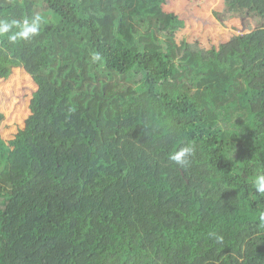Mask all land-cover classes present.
I'll use <instances>...</instances> for the list:
<instances>
[{
    "label": "trees",
    "instance_id": "obj_1",
    "mask_svg": "<svg viewBox=\"0 0 264 264\" xmlns=\"http://www.w3.org/2000/svg\"><path fill=\"white\" fill-rule=\"evenodd\" d=\"M166 1L0 0V20L42 18L43 53L19 140L47 146L55 170L66 151L84 160L68 194L34 187L27 172L18 190L26 205L8 210L16 142L2 135L0 110V264H61L64 256L88 251L103 262L112 255L125 262L149 256L100 226L87 204L127 189L132 174L149 175L172 195H192L198 227L188 236L175 231L166 256L197 234L222 232L231 249L250 224L264 231V198L252 186L264 173L253 167L264 146L243 142L257 119L241 61L224 64L185 50L173 35L177 14L164 9ZM25 48L26 40L0 36V68L22 66ZM94 53L101 57L95 63ZM186 144L195 154L181 169L169 154Z\"/></svg>",
    "mask_w": 264,
    "mask_h": 264
},
{
    "label": "rangeland",
    "instance_id": "obj_2",
    "mask_svg": "<svg viewBox=\"0 0 264 264\" xmlns=\"http://www.w3.org/2000/svg\"><path fill=\"white\" fill-rule=\"evenodd\" d=\"M166 11L177 14L173 31L176 41L194 55L205 59L216 57L221 63L240 60L242 77L252 88L255 128L243 133V142L264 146V0H167ZM44 34L39 32L26 40L23 65L0 68V110L5 113L2 135L11 143L12 176L15 195L8 210L25 206L27 200L18 190L28 172L34 187L48 185L68 194L72 176L84 164L77 153L64 152L61 168L55 170L44 145L25 144L19 140L20 129L29 115L32 91L36 88L33 73L43 53ZM256 171L264 170V151L254 160ZM192 195L162 191L149 175H130L127 189H114L98 199L88 200L95 208L97 222L110 233L123 235L126 245L143 247L149 256L125 262L119 255L103 262L99 254L85 252L75 258L64 256L61 264H264V231L261 224H250L228 249L230 236L222 232L211 238L197 234L186 245L174 244L168 256L165 247L175 231L188 236L198 227L192 219ZM28 204V203H27ZM224 237L223 244L215 236Z\"/></svg>",
    "mask_w": 264,
    "mask_h": 264
},
{
    "label": "clouds",
    "instance_id": "obj_3",
    "mask_svg": "<svg viewBox=\"0 0 264 264\" xmlns=\"http://www.w3.org/2000/svg\"><path fill=\"white\" fill-rule=\"evenodd\" d=\"M42 18L39 14L24 17L22 20H0V36L7 35L10 42L15 43L17 40H29L36 36L40 31ZM13 29H15L13 31ZM95 63L101 60L98 53H94L91 57ZM195 154L193 145H184L178 150L169 154V159L175 162L181 169H186L191 164V159ZM254 192L264 198V173L258 174L252 182ZM259 220L264 222V210L259 212ZM216 242L223 244L224 237L222 235L215 236Z\"/></svg>",
    "mask_w": 264,
    "mask_h": 264
}]
</instances>
